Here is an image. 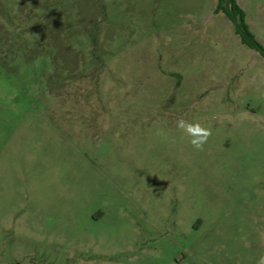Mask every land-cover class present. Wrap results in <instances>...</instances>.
I'll return each instance as SVG.
<instances>
[{
    "label": "rangeland",
    "instance_id": "obj_1",
    "mask_svg": "<svg viewBox=\"0 0 264 264\" xmlns=\"http://www.w3.org/2000/svg\"><path fill=\"white\" fill-rule=\"evenodd\" d=\"M216 5L0 0V264L264 257V58Z\"/></svg>",
    "mask_w": 264,
    "mask_h": 264
},
{
    "label": "trees",
    "instance_id": "obj_2",
    "mask_svg": "<svg viewBox=\"0 0 264 264\" xmlns=\"http://www.w3.org/2000/svg\"><path fill=\"white\" fill-rule=\"evenodd\" d=\"M215 12H222L233 24L241 43L258 52L264 58V47L256 40L246 23L245 11L236 0H217Z\"/></svg>",
    "mask_w": 264,
    "mask_h": 264
},
{
    "label": "clouds",
    "instance_id": "obj_3",
    "mask_svg": "<svg viewBox=\"0 0 264 264\" xmlns=\"http://www.w3.org/2000/svg\"><path fill=\"white\" fill-rule=\"evenodd\" d=\"M176 126L178 129H182L187 136L191 137V145L199 151L203 150L204 144L212 135L211 128L203 127L200 123H189L185 120H178ZM258 264H264V257L260 258Z\"/></svg>",
    "mask_w": 264,
    "mask_h": 264
},
{
    "label": "crops",
    "instance_id": "obj_4",
    "mask_svg": "<svg viewBox=\"0 0 264 264\" xmlns=\"http://www.w3.org/2000/svg\"><path fill=\"white\" fill-rule=\"evenodd\" d=\"M236 1H237L238 5L241 7V4L239 3V1L238 0H236Z\"/></svg>",
    "mask_w": 264,
    "mask_h": 264
}]
</instances>
